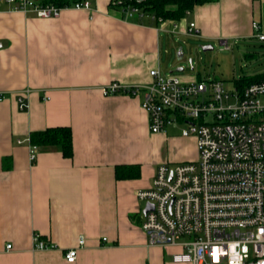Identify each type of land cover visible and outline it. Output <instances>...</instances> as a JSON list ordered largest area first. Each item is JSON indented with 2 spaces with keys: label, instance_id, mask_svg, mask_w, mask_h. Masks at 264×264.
Listing matches in <instances>:
<instances>
[{
  "label": "crops",
  "instance_id": "0c3cea01",
  "mask_svg": "<svg viewBox=\"0 0 264 264\" xmlns=\"http://www.w3.org/2000/svg\"><path fill=\"white\" fill-rule=\"evenodd\" d=\"M109 2L40 19L0 0V264H186L171 260L177 247L147 243L136 193L150 187L162 161L195 160V141L175 127L151 134L140 92L102 94L112 82L150 80L161 61L159 36L172 34L162 28L174 21L125 18ZM254 21L264 28V0H216L174 22L175 34L252 39ZM190 22L194 32L184 34ZM57 126L71 129L72 156L36 147L31 162L29 134ZM119 165H137L139 177L117 180ZM34 234L55 248L36 251ZM82 236L74 262L65 263L64 252Z\"/></svg>",
  "mask_w": 264,
  "mask_h": 264
},
{
  "label": "built area",
  "instance_id": "2783aa9c",
  "mask_svg": "<svg viewBox=\"0 0 264 264\" xmlns=\"http://www.w3.org/2000/svg\"><path fill=\"white\" fill-rule=\"evenodd\" d=\"M4 1L8 10L40 19L56 18L64 8H90L89 0L61 7L48 0ZM141 1L110 0L109 5L131 18L143 15L137 6ZM194 29L190 22L182 32ZM162 30L177 33L178 25L172 22L171 29ZM251 38L264 44V28L257 21L251 24ZM148 76L137 86L109 83L102 94L140 92L150 133L177 128L181 137L194 139L197 157L157 164L150 187L136 193L147 243L177 247L171 256L177 263L264 264V80L237 89L222 81L183 80L159 68H151ZM17 101L21 110L27 107L23 97ZM29 148L28 159L34 162L36 145ZM149 205L152 209L142 213ZM75 244L64 252L65 263L74 262L84 237ZM32 246L55 248L39 234L33 235Z\"/></svg>",
  "mask_w": 264,
  "mask_h": 264
},
{
  "label": "rangeland",
  "instance_id": "374dc122",
  "mask_svg": "<svg viewBox=\"0 0 264 264\" xmlns=\"http://www.w3.org/2000/svg\"><path fill=\"white\" fill-rule=\"evenodd\" d=\"M159 38L163 45L160 52L159 68L163 74L172 71L180 79L194 78L204 81L207 85L211 80L222 81L225 87L233 86L234 82L241 76L264 74V44L255 38L229 40L226 43L227 48L218 40L204 41L198 37L175 33H161ZM167 45L169 46L168 49ZM207 45H211L212 48L203 51L201 47ZM178 48H181L182 52L180 60L176 58ZM181 67L183 68L181 72L176 71L177 68ZM169 130L171 131V129ZM177 144H180V141ZM169 160L172 162L186 161L178 158V156L170 157L165 161Z\"/></svg>",
  "mask_w": 264,
  "mask_h": 264
},
{
  "label": "trees",
  "instance_id": "16d2710c",
  "mask_svg": "<svg viewBox=\"0 0 264 264\" xmlns=\"http://www.w3.org/2000/svg\"><path fill=\"white\" fill-rule=\"evenodd\" d=\"M58 7L69 6L75 1L83 0H48ZM90 2L92 0H89ZM124 5L134 4L135 0H120ZM216 0H143L137 6L143 9V15H153L156 21L170 20L177 22L185 16L186 12H191L194 6L206 4ZM264 80V74L255 76H241L234 85L237 89ZM71 129L69 127H49L41 131L29 134V144L36 147H57L62 157L70 158L73 154V144L71 143ZM137 165L115 166L114 173L117 180H125L139 177Z\"/></svg>",
  "mask_w": 264,
  "mask_h": 264
},
{
  "label": "water",
  "instance_id": "95a60500",
  "mask_svg": "<svg viewBox=\"0 0 264 264\" xmlns=\"http://www.w3.org/2000/svg\"><path fill=\"white\" fill-rule=\"evenodd\" d=\"M211 48H212L211 45H210V46L207 45V46H202V47H201V49H202L203 51L210 50ZM176 52H177V53H176V58H177V60H180L181 57H182L181 48H178ZM189 63H190V60H189ZM181 70H183L182 67L176 69V71H178V72H181ZM148 209H152V206H151V205L147 206L145 209H143L142 213H145Z\"/></svg>",
  "mask_w": 264,
  "mask_h": 264
}]
</instances>
